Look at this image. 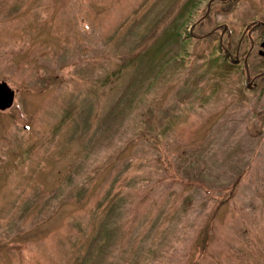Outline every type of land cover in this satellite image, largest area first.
<instances>
[{"label":"rangeland","instance_id":"374dc122","mask_svg":"<svg viewBox=\"0 0 264 264\" xmlns=\"http://www.w3.org/2000/svg\"><path fill=\"white\" fill-rule=\"evenodd\" d=\"M0 264H264V0H0Z\"/></svg>","mask_w":264,"mask_h":264},{"label":"water","instance_id":"95a60500","mask_svg":"<svg viewBox=\"0 0 264 264\" xmlns=\"http://www.w3.org/2000/svg\"><path fill=\"white\" fill-rule=\"evenodd\" d=\"M13 101V92L5 83H0V110L9 108Z\"/></svg>","mask_w":264,"mask_h":264}]
</instances>
